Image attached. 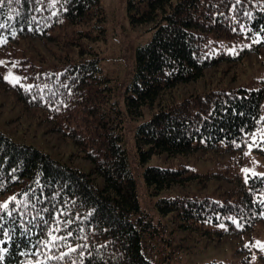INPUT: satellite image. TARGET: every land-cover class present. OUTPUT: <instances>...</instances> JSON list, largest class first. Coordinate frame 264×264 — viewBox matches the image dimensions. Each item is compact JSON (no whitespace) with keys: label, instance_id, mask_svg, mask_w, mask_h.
Listing matches in <instances>:
<instances>
[{"label":"trees","instance_id":"16d2710c","mask_svg":"<svg viewBox=\"0 0 264 264\" xmlns=\"http://www.w3.org/2000/svg\"><path fill=\"white\" fill-rule=\"evenodd\" d=\"M127 14L151 34L118 93L101 65L100 0H0V107L43 123L89 162L82 169L0 129V264H227L189 256L219 242L236 264H264V175L183 160L248 146L264 156V85L234 75L264 52V0H127ZM128 119L139 120L138 163L180 160L143 166L156 216L140 206Z\"/></svg>","mask_w":264,"mask_h":264},{"label":"rangeland","instance_id":"374dc122","mask_svg":"<svg viewBox=\"0 0 264 264\" xmlns=\"http://www.w3.org/2000/svg\"><path fill=\"white\" fill-rule=\"evenodd\" d=\"M106 15V41L100 42L102 49L101 65L117 84V91L123 89L132 70L135 46L147 41L151 31H145L141 26H132L127 14V0H100ZM237 77L236 84L247 88H257L264 85V52L252 55L244 60L234 72ZM15 108L3 104L0 107V129L16 141H22L36 146L38 149L50 154L54 158L67 160L82 169H87L89 162L71 154L73 147L61 135L46 130L43 123L35 124L25 115L16 117ZM264 116V99L262 105ZM138 121L128 119L125 123V143L131 167L137 180V192L140 206L151 215L156 216L153 205L155 196H150L145 188L142 178L144 165L154 164L162 167H174L180 160L168 159L164 156L153 155L145 164L138 163V156L133 142L134 126ZM202 156L200 157V153ZM183 160L193 169L200 172L229 171L244 174L246 171L264 175V156L251 151L249 146L232 152L216 153L213 150L197 151ZM264 242V226L256 234ZM189 244V243H186ZM193 260H204L210 257L221 259L227 264H236L239 254H234L232 248L219 242L197 252L189 254ZM188 255L184 256L186 260Z\"/></svg>","mask_w":264,"mask_h":264},{"label":"snow or ice","instance_id":"6c2138e0","mask_svg":"<svg viewBox=\"0 0 264 264\" xmlns=\"http://www.w3.org/2000/svg\"><path fill=\"white\" fill-rule=\"evenodd\" d=\"M9 77L8 76H5V79H8ZM15 82V81H14ZM11 199V198H10ZM5 204H7V201L4 202Z\"/></svg>","mask_w":264,"mask_h":264}]
</instances>
